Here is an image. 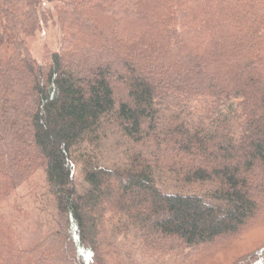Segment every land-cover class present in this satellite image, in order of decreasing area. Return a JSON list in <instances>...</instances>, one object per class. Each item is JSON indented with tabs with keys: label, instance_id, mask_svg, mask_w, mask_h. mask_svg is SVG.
<instances>
[{
	"label": "trees",
	"instance_id": "1",
	"mask_svg": "<svg viewBox=\"0 0 264 264\" xmlns=\"http://www.w3.org/2000/svg\"><path fill=\"white\" fill-rule=\"evenodd\" d=\"M0 264H264V0H0Z\"/></svg>",
	"mask_w": 264,
	"mask_h": 264
},
{
	"label": "rangeland",
	"instance_id": "2",
	"mask_svg": "<svg viewBox=\"0 0 264 264\" xmlns=\"http://www.w3.org/2000/svg\"><path fill=\"white\" fill-rule=\"evenodd\" d=\"M57 40H58L57 26H56L55 22L50 21L45 28L38 31L32 38H30L26 41H27L28 51L30 52L31 56L35 60L40 61L43 58V55H45L47 52L57 51V49H58ZM233 109L235 110L234 106H232L230 108V110H233ZM77 172L78 171H76V174H75V180L78 183L81 180V178ZM34 183L38 184V181L34 180ZM29 186H24L23 188L21 187L15 193V195L9 200L8 206L10 209L19 207L22 209L25 208L27 211L26 193H28L27 188Z\"/></svg>",
	"mask_w": 264,
	"mask_h": 264
}]
</instances>
